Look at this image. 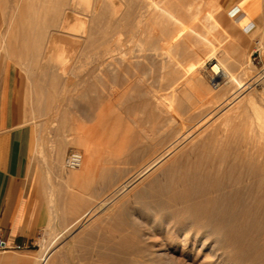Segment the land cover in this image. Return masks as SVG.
<instances>
[{
    "label": "bare ground",
    "instance_id": "1",
    "mask_svg": "<svg viewBox=\"0 0 264 264\" xmlns=\"http://www.w3.org/2000/svg\"><path fill=\"white\" fill-rule=\"evenodd\" d=\"M78 1L81 3L85 1L86 10L93 16L91 17L87 11L86 13L92 19L96 17V20L97 18L103 20L106 10L112 14L113 18L111 15L106 16L109 19L111 17L114 22L112 23L114 24V45L113 48L105 49V53H113L112 56L111 54L109 56L112 57L115 64L116 81L113 80V83L118 86V88L114 86L115 89L117 88L118 91L124 89L123 85L126 81L132 84L133 81L143 80L148 84V80H144L146 78L144 75L149 73L147 68L154 67L153 74L156 73L157 67L160 70L161 85L159 84V89L153 88L154 82L149 83L152 87L146 89L148 100L145 102L149 108L145 106V102L143 105L147 109L144 106L142 108V104H140L141 108L136 104L134 107V103L131 101L134 107L131 108H136V113L139 109L136 116L138 117L139 114L140 121L144 120L141 117L140 109L150 110L152 119L156 121L155 127H152L154 128L152 132L148 128H144L149 130V132L146 131L149 142L143 141L146 142L143 144L145 146L140 152L135 151L134 153V156L140 159L141 166L131 168L127 172L124 171L126 168H122L121 165L115 167L103 165L107 157L104 159V154L85 137L75 135L71 138L70 135L61 136L62 134L57 137L58 133H55V135L57 134L56 141L52 142L51 146L55 149L56 165L62 170V158H64L66 148L70 143L82 146L86 152L83 153L84 161L80 168L68 169L69 173L66 178L75 183L82 182L83 186H91L95 180H99L101 195L104 197L97 207H88L78 214L70 224L65 226L64 232L55 233L51 242L41 250L25 255L13 252L0 254V264L57 263L62 252L59 247L55 246L59 238L75 224L96 211L102 212L104 217L110 218L109 222L105 224L104 235L97 238L99 243L101 241L100 247H97L100 253L98 255L103 256L98 257L107 258L111 261L110 264H130L132 261L133 264H264V110L258 105L254 93L246 97L248 81L245 82L244 76L248 79L249 77L246 75L247 70L237 71L241 67L237 69L236 59L233 61L230 54H225L223 60L213 61L210 65L211 69L207 70L205 69L207 60L204 56L213 50L207 48L206 52H198V48L204 49L208 32L212 35V29L217 30V35L225 33L213 14L215 11H220L221 5L218 0H107L104 2L101 0L99 9L92 4L91 0ZM255 1L258 2V0ZM15 2L18 3V1ZM25 2L32 5L36 1ZM25 2L24 4L28 7L25 8L27 13L21 14L20 19H24V21L30 19L37 21L38 19V22L41 21H39L40 18L44 19V22L48 18L51 19V16L48 17L45 13L43 15L38 13L46 11V8L38 9L37 4L33 3L32 7ZM42 4H39V7ZM18 7L20 8L21 5ZM96 11H99L98 14ZM89 16L85 14L87 19ZM196 18H200L201 21L198 20L200 23L197 22L195 26L193 23ZM31 21L28 22L31 23ZM28 22L23 24L27 27L26 29L15 31V38L23 37L26 41L20 44L22 45L21 50L33 54L41 48L40 41L46 37L47 31L45 28L38 29L37 23L32 25ZM92 25L94 24L92 23ZM240 25L238 23V26ZM213 34L214 37L215 33ZM33 35L37 36V39H34L35 44H32ZM216 37L215 40L219 43V37ZM222 37L225 40L224 35ZM223 39L222 41H224ZM232 40L231 38L229 41ZM199 43L202 47L199 46ZM229 43L227 42V44ZM214 45L213 47H215ZM229 46L232 48L231 45ZM222 47L224 46L222 45ZM235 47H239V45ZM228 50L232 55L231 49ZM84 54L86 53L84 52ZM88 57L92 58L90 55ZM208 57L211 56L208 55ZM103 59L105 60V58ZM211 59L213 60V58ZM135 68L142 70L143 72H140L143 75L138 73L134 74L135 76L132 75L134 70L133 73L130 70ZM150 76L149 80L153 78ZM212 83L217 85L218 90L212 88ZM135 84L137 85V83ZM130 91L126 90L124 94L126 92L130 94L132 92ZM136 91L135 94L142 92ZM122 93L119 92L118 94L121 95L118 97H121ZM125 97L129 99V97ZM122 98H119L118 101L124 100ZM137 99L141 100L140 97ZM129 100L126 102L130 103ZM142 102L140 101V103ZM117 105L118 103L116 104L117 109L114 107L117 110L115 113L120 114L119 109L122 108L123 111L125 106L120 105L121 108H119ZM91 106L93 105L91 104ZM143 110L142 113L145 115L147 111L143 112ZM128 111L127 115L135 114L134 110L132 113H130V109ZM99 114L103 115L101 113L97 115ZM106 114L104 119H108ZM133 117L137 118L135 115ZM102 118L100 117L98 120ZM117 120L121 122L120 118ZM113 121L114 126L117 127L115 120ZM140 121L138 120L139 123ZM122 122H124L123 119ZM122 124L124 125V123ZM122 124H118L116 130L112 127L116 133L115 139L119 138L120 133H124L126 123L124 126ZM135 124L139 126L137 123ZM106 129L108 130L105 128L104 131ZM112 129H110L111 132ZM140 130L142 129L140 128ZM140 130L138 131L140 132ZM111 132L109 136H111ZM134 132L128 130V134ZM105 134L102 136L106 138ZM140 135L144 134L140 132ZM42 139L40 136V140ZM40 140L39 150L43 146ZM91 140L94 141V139ZM137 147L139 146L135 148ZM130 150L128 151L130 152ZM133 151L131 150L129 155L132 153L133 156ZM108 156L110 155L108 154ZM130 157L131 160L127 158V161L132 163L133 157ZM119 160L116 159L115 163L122 161ZM147 174L149 176L146 178ZM114 179L116 183L124 180L118 185ZM127 187L132 188L128 194L121 197V200L123 202L135 200L138 205L136 204L137 206L133 207V210L123 209L117 205L116 209H112V211L109 205ZM101 231L103 230L101 229ZM128 233L134 235L135 238L141 237L143 241H136L137 238L131 241L126 237ZM121 235L123 238L116 241L115 238ZM79 238L81 237L79 236ZM87 249L85 250L87 251Z\"/></svg>",
    "mask_w": 264,
    "mask_h": 264
},
{
    "label": "rangeland",
    "instance_id": "2",
    "mask_svg": "<svg viewBox=\"0 0 264 264\" xmlns=\"http://www.w3.org/2000/svg\"><path fill=\"white\" fill-rule=\"evenodd\" d=\"M15 1H18L19 4L16 3ZM21 1L22 0H0V35L2 33V35L0 36V64L4 65V63L7 62V66L12 73V79L16 80L17 84H19L18 91H19L20 103L22 107L26 110V112H28V120L30 122L29 126L32 127L33 132H34V140H33L34 146H33V152H32L33 161L39 162L45 165L47 169H50V163H51L55 169L51 173L50 171L43 173L46 179L45 183L46 181H49V183L53 184V187H51L50 189L45 187L47 188V190H49L48 194L50 196L49 197L50 199V203H49L50 220H49L48 226L43 230L40 240L34 246H31L30 248H27L24 250H14V249H11L8 251L0 250V254L13 252V253L25 255L29 253H36L37 251L44 248V246H47V244L51 242V240L55 237V233L64 232L65 226L70 224L78 216V214H80L82 211H84L88 207H97L100 201L102 200V198L104 197L101 195V188H100L99 180L97 181L95 180L91 186H83L82 182H78L79 183L78 184L77 182L75 183L74 181H69L66 178V175L69 173L66 167L67 157L71 150H77V151H81L82 153H86L85 149L82 146L80 147L79 145L77 144L74 145L73 143H70L68 145V148H66V152L63 156L64 158H62V165H63L62 170L58 172V169H56V166H55L56 163L54 160L55 158L54 150L55 149L53 146H51L53 144L52 142L56 141L57 134L55 135V133H58L57 137L60 136L61 134H62L61 136L70 135L71 138H73L75 135L85 137L89 142L93 143L99 151H101L104 154V159L107 157L103 165L110 166V167L121 165L122 168L123 167L126 168L124 170L126 172L128 170H131V168L140 167L141 166L140 159L136 158V156H134L135 155L134 153L135 151L140 152L141 149L145 146V145L143 146V144H146L147 141L149 142L147 133L149 132V130H151L150 132H152V129H154L152 127H155L156 121H154L155 119L154 120L152 119V116L149 112L150 110L144 111L143 109H140L141 110L140 114H141V117L144 118V120L141 118L142 120L140 121L139 114H138L139 118L136 116V114L139 113V109H137L138 112L136 113V108L135 109L133 108L135 107V104L139 106L140 108L141 106L143 108L144 102L148 100V96L146 94V89L148 87H152L153 85V88L159 89L161 85V81H160L161 77L159 76L161 75V73H160V70H158V67L156 68V71L154 69V71L156 72L155 74H153L152 72L154 67L152 69L147 68V72L149 73H146L147 75L145 74L144 78L148 77V79L146 78L145 79L143 78V79L146 81L148 80V84L144 82L143 80L140 82L137 80L133 81L132 84L126 81L127 85L125 83L123 85L124 89L122 90L124 91L131 90L132 92H134L132 93L130 91L133 94V96L134 95L136 96V97L134 96L135 98L132 96L131 93L129 94L128 92H126L127 94L126 95L124 94L125 93L124 91L122 90L118 91L117 84L113 83V80L114 82L116 81L115 79L116 70L114 67L115 64L111 57L113 53H109L111 54V56H109L108 53L107 54L105 53L106 52L105 49L111 48V47L113 48V45H114V35H113L114 24H112L114 22L111 19L112 14H109L108 10H106L105 18L103 17L104 18L103 19L104 21H103L102 18H97V20H96V17H94L93 19L90 18L88 14H90L91 17L93 15L90 12L88 13V11L86 10L85 1L81 3L78 0H46V1H49L46 3L45 0L43 1L34 0L36 2H33V3L35 5L37 4L36 6L38 9H43V8L47 9L46 10L47 13L46 11L44 12L39 11L38 13L40 15L41 13L42 15L45 13L48 15V17L51 16V19L48 18L47 19L48 21L45 20V22L47 21L46 23L44 22V19L42 18L39 19V21L41 20L40 22H38V19L37 21L33 19L24 21V19H20V15L27 13L26 9L28 7L26 4H24V2L28 0H23L22 1L23 3ZM93 1H95L96 3ZM104 1H107V0H103L102 2ZM41 2L44 4V6ZM91 2L94 6L98 7V9L99 7L101 8V0L100 1L91 0ZM218 2L221 5L220 11H215L213 14H214V18L217 19L218 22H220V24L223 27V30H225L223 31V33L225 32L226 36L224 33L223 34L225 38L224 40L222 37L223 35L221 34L217 35L218 34L217 30L212 29L213 31V32L211 31L212 35L209 34L208 32V38L206 40L207 42L205 46H203L204 49L198 48L199 53H203L205 49L206 51L208 49L213 50V51H210L207 54V56L206 55L204 56L205 60H207L205 63L206 65L205 69L210 70L211 69L210 65L213 61H217V60L221 61L226 56L225 54H230L229 56L232 58V60L236 59L235 61L238 62L237 69L238 67H241V68L243 67L242 69L239 68L237 71L247 70L246 75L247 77H249V79L244 76L245 82L248 81V84H247L248 90L246 89L245 91V94H247L246 97H248L249 94L254 93L256 95L258 105L264 110V84H263L264 83V25L256 26L254 23H251L252 22L251 20L246 24L245 19H248L249 16L247 15L245 16V12H244V9H246L247 7V13L248 15H250V13H252L254 9L257 7L258 2L255 0H220V1L218 0ZM33 3L32 5L29 2L27 4L33 7ZM39 4H42V6L39 7ZM19 5H21L20 8L18 7ZM102 6L104 8V4ZM17 8H19L21 11L19 12V9ZM76 8L77 9L79 8L78 11L79 10L80 11L78 12ZM240 8L242 10H240ZM86 11L88 14L86 13ZM98 12L96 11V14H98ZM85 14L86 16H89L88 19L87 17H85ZM78 15L80 16V19ZM106 15L108 16L111 15L110 19L107 18L108 16ZM75 18L78 20H76ZM198 20H200V18L199 19L196 18L193 24L195 25L197 24V22L200 23L201 20L200 21ZM235 20L239 24H241L240 25L241 27L238 26V23ZM28 21H31V23ZM26 22L32 25L33 23L34 25L37 23V25H39L38 29L45 28L47 31L46 37H44L42 41H40L41 48H39L38 50L39 52L37 51L38 54L35 52L36 54L33 53V54H30L31 56L28 55L29 62L31 64L30 66H27L26 64H24V61L20 59V55L18 53L22 51L21 50L22 45L20 44L24 43L26 40L23 37H19L18 39L15 38V31L17 29L23 30L27 28L23 26V24L24 23L26 24ZM51 22L53 23L55 22L56 24L54 25ZM92 23L94 25H92ZM98 23L100 24V26ZM42 26H45V27H42ZM213 33H215L214 37H213L214 35ZM33 36L34 38L32 37L33 38L32 44H35V40L37 39L36 38L37 36L36 35H33ZM215 37L216 38L219 37L218 41L220 40L222 44L220 43V41L218 43L215 40ZM227 38H229V40L232 38L233 40L230 42L229 40H226ZM222 39L224 41H222ZM227 42L228 43L230 42V43L227 44ZM233 42L234 43L236 42L235 44L237 46L239 45V47L241 48L235 47L236 45L234 44L235 45L234 46L232 44ZM213 44H215L214 45L215 47H213ZM222 45L224 47H222ZM226 45L228 46V48ZM229 45H231L232 48H230ZM199 46L202 47L200 43H199ZM221 47L224 49H222ZM234 47L236 51L233 49ZM228 49H231L233 56L235 53H238V54H235V56L233 57L231 55V52H229L230 50ZM84 52L88 56L90 55V57L92 58H89L86 54H84ZM208 55H210L211 57H208ZM108 57H111V58H108ZM103 58H105V60ZM211 58H213V60ZM133 70H134V73L132 72ZM130 71L133 73V74L131 73L132 75L137 74V73L139 75L140 74L143 75L142 73L143 71L138 70L137 68L132 69ZM150 75H152L153 78ZM154 75H156L157 78ZM149 76L150 78H152L150 79L151 81L149 80ZM153 79L156 81H154ZM152 82H154L152 85L149 84ZM37 83L42 84L44 96L48 99L47 104H46L47 109L43 112V114H39V115H36L37 109L35 107L36 106L35 105L36 104L35 94H36V84ZM135 83H137V85ZM129 85L130 87L132 86L131 89ZM148 85H151V86H148ZM157 85L159 86L157 87ZM211 85L214 90L216 89L218 90V87L217 85H215V83H212ZM114 86H116L117 88L115 89ZM140 88H143L144 90L143 89L141 90ZM138 90L142 92L135 94V91L138 92ZM119 92H123L121 97H118L121 95V94L120 95L118 94ZM142 93L144 94L142 95ZM138 94H141V95L139 96ZM125 96L129 97V99H132V98L134 99L129 100ZM137 97L138 98L140 97L141 100L137 99ZM119 98H122L125 101L124 100L118 101ZM116 100L118 103L117 107L121 108L122 105L125 106V108H123L125 110L122 111V108L119 109V111L122 112V113L119 112L120 114L115 113V111H117L116 110L117 103H115ZM128 100L130 101V103L126 102ZM131 101L134 103V107ZM137 101L139 102L138 104H137ZM140 101H143V102L140 103ZM50 103H52L51 104L52 107ZM145 103H146L145 106H147V102ZM91 104L93 106H91ZM140 104L142 105L140 106ZM145 106L144 108L147 109L148 106L147 107ZM129 109L131 110L130 113H132L134 110L135 114L132 113V115L133 116L135 115V117H137L135 118L136 122L134 123H133V121L135 120L134 117L132 115L126 114ZM142 110L143 112L147 111V113H145V115L147 114V116H145L144 113H142ZM104 112L107 113L106 118L108 119H104L105 118ZM31 113L33 116L32 120H31ZM98 113H101V114L104 113V114L97 115ZM116 114L118 115L116 116ZM128 114H129V111H128ZM128 116H132V117L130 118ZM100 117H103V118L101 120H98L100 119ZM118 117L120 118L121 122H118L117 120L119 119ZM145 117L147 118L151 117L149 119H152V120H149ZM122 119L124 122H122ZM113 120H115V124L117 125V127L119 126L118 124L124 123L125 125L126 123L125 128L123 127L124 125L122 124L123 125L122 127L125 129L124 133L123 134L120 133L118 135L119 138L116 137V139L114 138L116 134L114 130H116L117 127L114 126ZM138 120L140 121V123L138 122ZM100 122H102L103 124L102 123L100 124ZM135 123H137L140 127L137 126ZM112 127L113 129L114 128L115 129L113 130ZM97 128L102 133H100L99 131L96 132V130H98ZM105 128H108V130L106 129V131H104ZM140 128L142 130L144 128L145 129L148 128L149 130L144 129L142 132ZM110 129H112L113 131L111 132ZM128 130L129 132L130 130L132 132L135 131L133 133L135 135L131 133H129L131 134L129 135ZM138 130H140L141 134H144V135H140V132ZM109 131L112 133L111 136H109L110 135ZM104 134L107 135L106 138L102 136ZM39 135L41 136V138H43L42 140H40V142H41V145L44 146V147L42 146V149L40 148V150L38 147ZM67 137L70 138L69 136ZM88 137L90 138V140ZM145 137L147 140L145 139ZM143 138L145 140H142ZM91 139H94V141H92ZM143 141H146V142L144 143ZM102 143L103 144L106 143V145L103 146ZM134 146L135 147L139 146V147L135 148ZM130 149L132 151L134 149L133 151L134 157L132 156V153L131 155H129L131 152ZM128 150H130V152ZM108 154L110 156H108ZM128 155L129 157L130 156L133 157V158L130 157L133 160L132 163L131 161L129 162L127 161L129 159ZM122 156L123 158H121ZM116 159L117 160L121 159L122 161L119 160L121 161L120 162L121 164L120 163L116 164L115 163ZM138 164L139 166H136ZM149 174H147L145 177L147 178ZM123 180L124 179H122L120 182H122ZM114 182L116 183L115 179H114ZM120 182L118 183L120 184ZM131 188L132 187L125 188V190L120 194V196L111 202V204L109 205V208L111 210L116 209V206L120 205L123 209L133 210V207H136L138 205L135 200H132L133 202L132 201L123 202L121 200V197H124L126 194H128ZM97 193H99L100 195L99 194L97 195ZM109 220L110 218L108 219L106 216L104 217L102 212L96 211L95 213H91L90 215L85 217V219L75 224L74 227H72L69 231H66L64 235L62 236L63 238L62 237L59 238V240L57 241L55 245L57 248L59 247L60 251H62L61 256L59 258L60 260H58V262L55 264H110L111 261H109L107 258L104 257L108 261L98 257V256L100 257H103V256L98 255L100 253L97 249V247H100L99 244L101 243V241L100 243L97 241V238H99V236L102 237L104 235V230L106 228L105 224L108 223ZM101 229L103 231H101ZM130 230L132 229L130 228ZM79 236L81 238H79ZM126 237L129 238L131 241L137 238V237L135 238L134 235H132L131 233L130 235L128 233ZM120 238H123V236L121 235L119 237H116L115 240L116 241L121 240ZM136 241H143V240L141 237H138ZM86 248H88L87 251L85 250ZM137 258L139 259V257H136V259ZM139 261L141 262L142 260H139ZM130 264H133V261ZM139 264H142V263H139Z\"/></svg>",
    "mask_w": 264,
    "mask_h": 264
},
{
    "label": "crops",
    "instance_id": "3",
    "mask_svg": "<svg viewBox=\"0 0 264 264\" xmlns=\"http://www.w3.org/2000/svg\"><path fill=\"white\" fill-rule=\"evenodd\" d=\"M244 12L245 16H249L245 19L246 24L251 20L256 26L264 25V0H258L257 7L250 15L247 7ZM21 52L20 59L30 66L28 53L23 50ZM2 65L0 64V238L10 244L34 246L50 220V196L47 188L50 189L53 184L49 181L45 183L43 173H51L55 169L51 163L50 169H47L45 165L33 161L34 132L29 126L28 112L20 103L19 84L12 79L7 62ZM42 87V84H36V115L43 114L48 100ZM32 117L31 113V120ZM39 140L40 135L38 146ZM55 166L60 172L61 169Z\"/></svg>",
    "mask_w": 264,
    "mask_h": 264
},
{
    "label": "built area",
    "instance_id": "4",
    "mask_svg": "<svg viewBox=\"0 0 264 264\" xmlns=\"http://www.w3.org/2000/svg\"><path fill=\"white\" fill-rule=\"evenodd\" d=\"M83 161H84V154L81 151L71 150L66 160V167L69 170L78 169L81 167ZM30 247L31 245L10 244L0 238V250L3 251H8L11 249L24 250Z\"/></svg>",
    "mask_w": 264,
    "mask_h": 264
}]
</instances>
